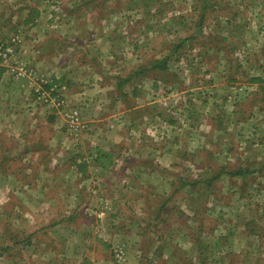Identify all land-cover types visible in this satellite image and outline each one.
<instances>
[{
	"label": "rangeland",
	"instance_id": "1",
	"mask_svg": "<svg viewBox=\"0 0 264 264\" xmlns=\"http://www.w3.org/2000/svg\"><path fill=\"white\" fill-rule=\"evenodd\" d=\"M0 1V11L7 15L18 2ZM44 5L74 15L72 24L89 29L90 41L97 45L110 42L102 49L101 67L114 78L108 87L113 98L127 108L132 102L163 108L167 125L179 123L178 108L213 105L238 108L241 114L222 112L215 122L197 120L200 137L164 132L166 146L173 148L176 142L174 148L190 155L188 160H167L166 190L116 194L131 208L115 212V221L155 220L150 227L154 238L140 242L141 253L133 254L138 241L123 242L132 249L128 263L264 264V0H48ZM33 80L42 92L55 88L51 102L41 106L60 112L68 138L79 140L81 118H70L78 110L64 111L62 104L68 103L60 93L66 86L43 76ZM242 121L239 128L235 123ZM224 137L227 144L222 146ZM143 179L145 184L157 181ZM91 216L94 222L96 215ZM99 231L105 260L86 258L82 264H118ZM178 232L195 235L197 251ZM244 232L248 240L239 236ZM208 243L217 251L207 252ZM173 248L177 263L162 257V250L172 254Z\"/></svg>",
	"mask_w": 264,
	"mask_h": 264
},
{
	"label": "crops",
	"instance_id": "2",
	"mask_svg": "<svg viewBox=\"0 0 264 264\" xmlns=\"http://www.w3.org/2000/svg\"><path fill=\"white\" fill-rule=\"evenodd\" d=\"M17 1L8 15L0 11V37L8 39L13 31L20 36L13 62L0 63V264L105 260L107 252L99 245L98 228L110 251L123 247L124 258L118 264H129L132 249L123 242L138 241L133 254L141 253L140 242L154 238L150 227L155 220L150 217L151 221L144 223L143 219L139 224L115 221V212L131 208L116 194L134 189L166 190L167 160H188L190 155L181 153L180 146L174 148L176 142L173 148L166 146L164 132L200 137L197 120L205 117L215 122L222 112L241 114L238 108L213 105L178 108L179 123L172 124L173 120L167 125L163 108H145L132 101L127 108L120 98H113L110 80L114 78L101 67L102 49L110 45L108 40L98 45L90 41L89 29L72 24L74 15L70 17L67 11L53 12L51 5H44L48 0ZM3 3L0 1L2 9ZM18 67L66 86L60 93L68 103L62 100V104L64 111L79 112V140L68 138L60 112L37 104L35 80L14 74ZM243 122L235 124L240 128ZM221 142L225 146L226 138ZM146 176L157 177V181L146 180L145 184ZM91 214L96 215L94 222ZM178 234L197 251L195 235ZM239 236L249 239L246 232ZM205 250L217 251L209 243ZM162 257L178 261L174 248L172 254L162 250Z\"/></svg>",
	"mask_w": 264,
	"mask_h": 264
},
{
	"label": "built area",
	"instance_id": "3",
	"mask_svg": "<svg viewBox=\"0 0 264 264\" xmlns=\"http://www.w3.org/2000/svg\"><path fill=\"white\" fill-rule=\"evenodd\" d=\"M19 43H20V38L18 34L11 36L9 39L5 40L4 42H0V63L13 62L15 56V48L16 46H18ZM15 72L16 75L19 77L29 75L32 79H36V80L42 78L41 75L32 71H28L22 67H18L15 70ZM35 92L37 93L36 94L37 103L43 105L51 102V95L53 92H55V88L53 87L52 89H50L49 93L42 92L41 90H38V88H36ZM70 113H71L70 114L71 120H73L74 122H78L79 119L78 112L73 111ZM111 254L114 262L119 263L124 258V249L122 246H116L111 250Z\"/></svg>",
	"mask_w": 264,
	"mask_h": 264
}]
</instances>
